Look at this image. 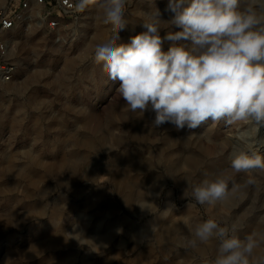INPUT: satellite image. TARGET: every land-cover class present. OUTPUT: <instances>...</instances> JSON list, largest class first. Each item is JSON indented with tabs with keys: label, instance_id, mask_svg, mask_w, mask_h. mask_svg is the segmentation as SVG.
I'll list each match as a JSON object with an SVG mask.
<instances>
[{
	"label": "rangeland",
	"instance_id": "obj_1",
	"mask_svg": "<svg viewBox=\"0 0 264 264\" xmlns=\"http://www.w3.org/2000/svg\"><path fill=\"white\" fill-rule=\"evenodd\" d=\"M167 3L127 0L117 44L146 31L155 9L162 37L179 31L166 22ZM101 17L89 6L59 40L39 29L11 34L19 70L0 90V264H211L217 240L186 246L196 225L212 218L235 223L241 238L264 232V171L235 174L258 184L213 205L197 203L193 186L233 175L232 147L255 150L256 129L211 119L154 127L150 109L130 111L94 61L112 37Z\"/></svg>",
	"mask_w": 264,
	"mask_h": 264
},
{
	"label": "clouds",
	"instance_id": "obj_2",
	"mask_svg": "<svg viewBox=\"0 0 264 264\" xmlns=\"http://www.w3.org/2000/svg\"><path fill=\"white\" fill-rule=\"evenodd\" d=\"M127 0H75L76 12L95 5L102 23L111 27L109 41L94 49V61L103 72L118 81L117 92L132 112L155 113L152 126L172 124L177 130L195 129L209 119L227 125L245 122L256 129L251 140L231 150L233 175L206 176L193 186L200 205H213L232 194L258 184L247 175L237 182L235 174L264 171V0H168L170 28L160 34V11L144 21L146 31L117 44L125 29ZM165 41L171 46L162 49ZM231 185V188H230ZM235 223L221 226L209 218L196 225L189 248L218 241L211 264H264L256 250L264 246V232L241 238Z\"/></svg>",
	"mask_w": 264,
	"mask_h": 264
},
{
	"label": "built area",
	"instance_id": "obj_3",
	"mask_svg": "<svg viewBox=\"0 0 264 264\" xmlns=\"http://www.w3.org/2000/svg\"><path fill=\"white\" fill-rule=\"evenodd\" d=\"M75 0H4L0 8V90L13 83L19 70L11 57L12 32L39 29L57 35L72 31L83 12L74 10Z\"/></svg>",
	"mask_w": 264,
	"mask_h": 264
},
{
	"label": "bare ground",
	"instance_id": "obj_4",
	"mask_svg": "<svg viewBox=\"0 0 264 264\" xmlns=\"http://www.w3.org/2000/svg\"><path fill=\"white\" fill-rule=\"evenodd\" d=\"M263 128V131H262V134H264V127ZM201 156V154L199 155V157ZM254 172H256V175L258 176L259 173H260V170H255ZM225 175H230L229 173H225ZM231 200V199H230Z\"/></svg>",
	"mask_w": 264,
	"mask_h": 264
}]
</instances>
